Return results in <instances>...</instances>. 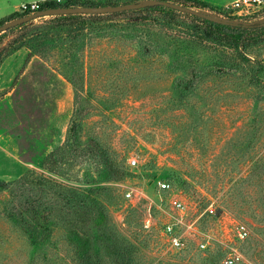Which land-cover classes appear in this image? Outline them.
<instances>
[{
	"label": "rangeland",
	"instance_id": "obj_1",
	"mask_svg": "<svg viewBox=\"0 0 264 264\" xmlns=\"http://www.w3.org/2000/svg\"><path fill=\"white\" fill-rule=\"evenodd\" d=\"M200 1L264 22V5L239 18L233 0ZM51 16L0 45V264H78L82 249L111 264L116 248L132 264H264V40L243 58L184 16L109 17L73 40Z\"/></svg>",
	"mask_w": 264,
	"mask_h": 264
},
{
	"label": "trees",
	"instance_id": "obj_2",
	"mask_svg": "<svg viewBox=\"0 0 264 264\" xmlns=\"http://www.w3.org/2000/svg\"><path fill=\"white\" fill-rule=\"evenodd\" d=\"M170 2L182 4L196 9L200 6H206L204 1L200 0H167ZM193 4V5H192ZM104 5H115L109 0L107 1H94V0H62L58 2L56 0H40L38 1V10L53 8V7H76V6H104ZM200 5V6H198ZM25 13L15 11L10 15L0 18V25L6 21L12 20V18L25 16ZM125 17L127 20H156L165 23H173L178 18L184 16L195 22L200 29L201 35L203 34L205 38L219 41L221 43L228 44L239 50L240 56L245 58L243 50L246 48L260 43L264 40V22L255 24H245L243 22H230V18H225L226 21H219L214 19H208L194 14H188L177 9L164 6V5H154L146 6L140 9L123 10L112 13L105 14H60L52 15L49 19L53 23L55 28H70L73 31V40L83 37V28L86 26L94 25L100 20H111L112 17ZM110 17V18H109ZM29 22V21H28ZM28 22L17 25L13 28L7 29L0 34V45L2 39L7 32L15 28H21L28 24ZM5 50V46L0 48V56ZM24 176V175H23ZM22 176V177H23ZM118 254L117 258L111 261V264H132L133 259L128 256L126 249L118 248L114 249ZM78 264H102L101 261L97 259H92L88 254L87 250L82 249L77 255Z\"/></svg>",
	"mask_w": 264,
	"mask_h": 264
},
{
	"label": "built area",
	"instance_id": "obj_3",
	"mask_svg": "<svg viewBox=\"0 0 264 264\" xmlns=\"http://www.w3.org/2000/svg\"><path fill=\"white\" fill-rule=\"evenodd\" d=\"M61 2L62 0H56ZM264 5V0H233L229 5L225 7L228 8L227 10L231 11L232 16H238L239 18H247L251 17L253 14L257 13L261 7ZM18 11L21 13H25L26 15L32 14L38 11V1H29V2H22L19 5ZM130 166H135L138 162L135 157H131L128 161ZM156 185L161 189H168L170 184L167 181L157 180ZM133 189L126 192V197L132 198L134 197ZM171 206L178 209L183 210L184 204L180 199H173L171 202ZM153 224L151 219V214H147L144 219L145 227H150ZM235 231L239 238L244 239L248 235V230L246 226L242 223H237L235 226ZM165 236L167 238V242L177 249H182L184 246V237L176 232L171 224H167L164 230ZM198 245L202 248L205 247L203 242L198 243ZM235 263V256L228 254L223 259L221 258L218 264H234Z\"/></svg>",
	"mask_w": 264,
	"mask_h": 264
},
{
	"label": "water",
	"instance_id": "obj_4",
	"mask_svg": "<svg viewBox=\"0 0 264 264\" xmlns=\"http://www.w3.org/2000/svg\"><path fill=\"white\" fill-rule=\"evenodd\" d=\"M154 5H164V6H168V7L177 9L179 11L188 13V14H194V15L201 16V17L208 18V19L226 21V19L214 17L213 15L199 11L197 9L184 6L182 4L170 2L167 0H141L139 2H126L122 4L104 5V6H76V7L46 8V9L38 10L32 14L12 18V20L4 22L3 24L0 25V33L6 31L7 29L13 28L17 25H20L22 23L28 22L32 19H35L37 17L39 18L42 16L60 15V14H105V13H112V12H118V11H123V10L140 9L146 6H154ZM230 22H234V21H230Z\"/></svg>",
	"mask_w": 264,
	"mask_h": 264
},
{
	"label": "crops",
	"instance_id": "obj_5",
	"mask_svg": "<svg viewBox=\"0 0 264 264\" xmlns=\"http://www.w3.org/2000/svg\"><path fill=\"white\" fill-rule=\"evenodd\" d=\"M29 1H40V0H21V1H19L18 3H15V4H13V5H7V10L1 15L0 18L5 17V16H7V15H10L11 13L17 11L18 8H19V5H20L22 2H29Z\"/></svg>",
	"mask_w": 264,
	"mask_h": 264
}]
</instances>
